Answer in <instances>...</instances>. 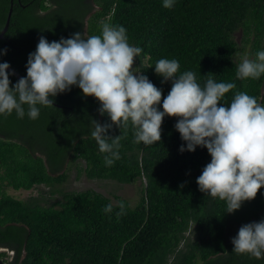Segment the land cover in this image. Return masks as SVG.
Returning a JSON list of instances; mask_svg holds the SVG:
<instances>
[{
  "label": "trees",
  "instance_id": "16d2710c",
  "mask_svg": "<svg viewBox=\"0 0 264 264\" xmlns=\"http://www.w3.org/2000/svg\"><path fill=\"white\" fill-rule=\"evenodd\" d=\"M0 0V32L12 4L9 27L0 39V63L7 62L21 77L39 38L49 42L79 32L99 35L102 23L123 26L132 46L142 48L135 59L138 73L162 90L171 81L155 73L161 59L180 64L177 75L193 71L201 86L209 77L234 82L236 89L221 101L230 104L244 91L264 104V75L236 78L239 51L235 34L256 58L264 50V0ZM96 8V9H95ZM12 85L18 80L10 75ZM53 107L39 106L35 120L0 115V249L12 253L9 264H264V259L233 252L232 238L244 224L264 219V187L254 200L227 213L226 203L199 191L197 178L211 161L206 148L180 152L176 118L165 116L161 141L133 143L129 126L121 139L120 159L105 166L104 155L91 137L92 120L101 116L100 103L85 97L78 86L58 94ZM60 106V107H59ZM123 134L115 125L109 136ZM83 161L88 179L128 185L144 180L138 203L113 204L101 193H64L59 208L43 207L37 199L19 200L6 193L62 183L68 161ZM183 185V187H181ZM123 202L122 215L119 204ZM112 211L106 213V205ZM192 233V237L186 234ZM5 253L0 252L2 261Z\"/></svg>",
  "mask_w": 264,
  "mask_h": 264
},
{
  "label": "clouds",
  "instance_id": "9594fccd",
  "mask_svg": "<svg viewBox=\"0 0 264 264\" xmlns=\"http://www.w3.org/2000/svg\"><path fill=\"white\" fill-rule=\"evenodd\" d=\"M174 0H164V8H172ZM142 48L132 46L127 30L110 23L101 24L99 35L79 32L70 38L49 42L39 38L36 50L30 53L27 75L14 85L9 79L10 64L0 63V115L18 118L27 115L35 120L40 108L53 107L58 94L78 86L85 97L100 103L101 116L111 123L92 120L91 137L104 155L105 166L119 160L121 139L129 126L135 130L133 143L154 145L161 141L165 116L174 117L176 131L182 141L180 152L206 148L211 161L197 178L199 191L226 203L227 213L239 210L245 201L256 198L264 187V104L244 91H236L230 104L221 103L225 95L236 89L234 82H216L209 77L201 86L193 71L178 74L177 60L159 59L155 73L162 83L171 81V90L163 98L145 75L134 70L135 59ZM264 75V50L256 58L243 57L237 66L236 78L259 79ZM115 125L123 130L118 136L107 135ZM183 187V185H181ZM122 215L124 204H119ZM110 213L112 205L105 206ZM233 252L264 259V219L244 224L232 238ZM6 250V249H5Z\"/></svg>",
  "mask_w": 264,
  "mask_h": 264
},
{
  "label": "rangeland",
  "instance_id": "374dc122",
  "mask_svg": "<svg viewBox=\"0 0 264 264\" xmlns=\"http://www.w3.org/2000/svg\"><path fill=\"white\" fill-rule=\"evenodd\" d=\"M235 39L238 42L239 51L235 55L234 60L238 64L245 56L254 60L250 46L243 45L241 43L242 35L240 31L235 34ZM134 70L137 73L139 72L136 62L134 64ZM83 169V161H68L63 170L55 175H66V178L62 183L54 184L52 186L41 185L28 191H14L9 188L6 190V193L23 201L34 198L37 199L43 207L54 206L55 208H59V205L63 202L62 195L64 193H75L86 190H92L101 193L105 197L109 198L113 204L118 203L119 199L127 201L131 207H134L138 203L141 196V191L144 187V180H137L136 182L128 185L120 184L112 180H92L86 178ZM186 236L190 238L192 237V233L188 232ZM0 252L6 254L3 258V262L5 264L11 263L12 253L5 249H0Z\"/></svg>",
  "mask_w": 264,
  "mask_h": 264
},
{
  "label": "water",
  "instance_id": "95a60500",
  "mask_svg": "<svg viewBox=\"0 0 264 264\" xmlns=\"http://www.w3.org/2000/svg\"><path fill=\"white\" fill-rule=\"evenodd\" d=\"M11 14H12V4H11V7L9 9V12H8V15H7V18H6V21H5V25H4L3 29H2V31L0 32V39L3 38L4 34L8 30ZM8 71H9V73L14 72L15 74L12 75V76H14L17 80H19L21 78V76L16 71H14L12 68H9ZM0 264H5V263L0 259Z\"/></svg>",
  "mask_w": 264,
  "mask_h": 264
}]
</instances>
